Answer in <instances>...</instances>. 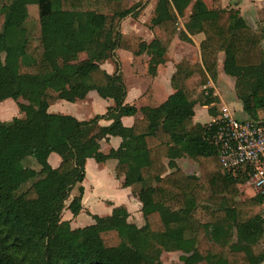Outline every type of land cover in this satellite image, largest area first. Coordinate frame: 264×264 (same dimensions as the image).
Listing matches in <instances>:
<instances>
[{
	"label": "trees",
	"instance_id": "obj_1",
	"mask_svg": "<svg viewBox=\"0 0 264 264\" xmlns=\"http://www.w3.org/2000/svg\"><path fill=\"white\" fill-rule=\"evenodd\" d=\"M141 8L135 0H0V103L21 98L33 108L0 121V264H163L164 252L182 253V264L264 262V219L250 212L264 210L263 199L237 200L250 177L223 169L212 129L193 122L194 107L213 102L199 89L216 82L218 56L227 50L232 65L224 72L234 80L243 112L264 122V8L255 31L219 0L211 7L203 0H156L149 44L120 30ZM45 17L50 46L43 40ZM200 34V62L183 59L175 66L173 94L157 114L123 126L121 119L137 110L125 104L119 70L109 74L101 65L118 50L140 55L157 46L166 53L175 39L192 44L190 37ZM82 54L86 60L79 62ZM164 62V55H151L148 74L155 76ZM91 91L113 102L104 115L77 121L48 113L58 100L75 103ZM101 120L111 124L100 127ZM107 137H119V148L94 160H115L123 188L137 197L148 192L144 225L128 222L125 209L116 207L109 216H92V225L71 229L63 211L81 212L86 159ZM53 153L61 159L55 169L47 162ZM183 158L197 165L198 176L177 167ZM27 167L31 183L22 189L24 181L12 179ZM74 188L78 195L66 207Z\"/></svg>",
	"mask_w": 264,
	"mask_h": 264
},
{
	"label": "crops",
	"instance_id": "obj_2",
	"mask_svg": "<svg viewBox=\"0 0 264 264\" xmlns=\"http://www.w3.org/2000/svg\"><path fill=\"white\" fill-rule=\"evenodd\" d=\"M135 3L142 4L141 11H146V9L148 10V8H151L148 21L139 20V15H129L121 22V33L128 36L139 37L143 42L149 44L154 38V33L149 29V22L154 13L156 0H135ZM220 4L224 9L239 11L240 16L246 21L247 25L252 28L253 24H250V22L247 21V13H253V10L255 13H257L259 10L264 8V4L261 3V5L258 1L257 5L256 3H253V0H220ZM186 13L188 15L189 11L187 10ZM180 28H183L182 21ZM43 36L45 45L50 46L54 44V39L51 36L45 38L44 33ZM190 38L192 40V44H187L175 39L170 49L166 53H164L162 49L157 46L147 47L140 55H134L125 51L118 50L115 52V59L111 60L113 62L107 61L101 65V68L109 74L114 73L116 69L119 70L120 74L122 75L123 84L127 92L125 104L133 106L137 110L135 116L123 117L121 119L123 126L131 127L133 121L135 119H141L143 115H146L149 119H152L157 114L159 106L163 102H165L171 94H173V90L170 87V78L175 72V66L181 60L187 59L190 61L200 62L199 43L201 42L203 36L200 34ZM262 47L264 48V39L262 40ZM121 53H125L127 55L124 57L126 58L125 66L124 62L121 60ZM83 55L84 54L79 57V62H84L86 60L84 59ZM151 55H164L165 57V62L157 67L155 76H150L148 74L147 62ZM231 65L232 58L228 50L224 53L219 54L218 76L216 82L213 83L212 81H209L206 86H203L199 89V91L201 92L210 93L213 102L208 106L196 105L194 107V123L200 125H208L221 114L222 109H226L228 113L237 120H249L246 113H244L242 110V105V112H238L230 104H228L230 100H232L231 95L237 100L234 93V80L231 77L227 76L224 72L225 69L230 67ZM125 67H127V69L129 70L128 71L126 69V75L123 71ZM96 96H98V94L95 91H91L87 94L84 100L71 103L74 105L72 114H65L63 110H58L57 112L51 111L56 107L65 106L62 105L63 103L61 102L64 100H58L53 106L48 109V113L70 116L77 121H89L95 116L104 115L108 107H111L113 105V102L110 99H103L104 101H101ZM56 104L60 106H56ZM93 104L95 105V108L92 112L91 107ZM89 107L91 109L90 113L88 111ZM197 107H201L206 115L209 116L208 122L201 124L200 122L195 120V117L197 116ZM14 111L17 113L16 109ZM22 116H15L13 118H20ZM259 116L261 120H264V110H261L259 112ZM10 120H1L0 118V121L2 122H7ZM110 124L111 121L106 120H101L98 123L100 127H107ZM120 144L121 139L119 137H107L106 139H101L99 141V147L94 153L108 154L110 150H117ZM94 153H91L85 162V180L82 184L84 192L81 199L82 210L77 216H73L71 212L66 208L63 211L62 220L67 221L71 229L83 228L85 226L94 224L92 216H109L114 208L122 207L128 214V222L135 224L137 227H142L144 225V220L141 214L142 200L147 197L148 192H144L140 197H137L132 188H123V179H117L115 177L114 168L117 162L115 160H107L103 164H98L94 160ZM47 162L51 166V168L55 169L59 166L61 159L59 156L53 153L48 157ZM163 162L164 164H167L168 160L165 159L163 160ZM175 162L177 167L182 170L184 174L189 176H198V173H185V170L181 168L186 167V165L184 164L191 161L183 158L178 159ZM194 164L195 163H193V165ZM77 195V188H74L71 191V194L66 202V207L74 198L77 197ZM240 196L241 192L237 197V200L239 201L241 200ZM254 196L255 192L253 190V197ZM257 208H261L262 213H256L254 210ZM252 215H259L264 219L263 208H253ZM261 264H264V262H262Z\"/></svg>",
	"mask_w": 264,
	"mask_h": 264
},
{
	"label": "built area",
	"instance_id": "obj_3",
	"mask_svg": "<svg viewBox=\"0 0 264 264\" xmlns=\"http://www.w3.org/2000/svg\"><path fill=\"white\" fill-rule=\"evenodd\" d=\"M208 126L223 169L233 175H248L255 195L264 201V122L237 120L222 109Z\"/></svg>",
	"mask_w": 264,
	"mask_h": 264
},
{
	"label": "rangeland",
	"instance_id": "obj_4",
	"mask_svg": "<svg viewBox=\"0 0 264 264\" xmlns=\"http://www.w3.org/2000/svg\"><path fill=\"white\" fill-rule=\"evenodd\" d=\"M203 1L207 5V7H211L213 0H203ZM258 1L260 4L261 3L264 4V0H253V3L257 4ZM219 2H220V0H219ZM150 11H151V8H148V10L146 9V11L140 10L139 14H138L139 15L138 19L142 20V21L143 20L148 21V18L150 16V13H149ZM151 16H152V12H151ZM246 16H247V21L250 22V24H253L252 25L253 28L252 27L251 28L255 31L256 30L259 31L262 26L258 22V20H259L258 12L255 13L253 10V13L248 12ZM47 21L50 22L49 17H45V18L41 19V25H42L43 33L45 34V38H47L50 35V32L52 33L51 26L46 24ZM178 27L179 28L181 27V21L179 22ZM52 35H53V33H52ZM125 56H127L125 53H123V54L121 53V60L124 62V66L126 65V62H125L126 58H124ZM83 57H84V59H86L85 55H83ZM111 62H113V61H111ZM126 69H127V67H125L123 69L124 74L128 70V69L127 70ZM96 97L98 99H100L101 101L103 100V99L99 98L98 96H96ZM231 98H232V100H230V102L228 104H230L236 111L242 112L240 102L237 101L232 95H231ZM61 102L63 103L62 105H65V106L57 105L59 103L58 102L56 104V106H60V107L55 106L56 108L51 110V111L57 112L58 110H63V112L65 114H72V112L74 110V108H73L74 105L71 103L65 102V101H61ZM94 108H95V105L93 104L91 107L92 112H93ZM15 109L17 110V113L14 111ZM91 109L89 107V109H88L89 113L91 112ZM29 110H33V108L26 101L22 100L21 98L17 99V100L7 99V100L3 101L2 103H0V118H1V120H10L11 118H13L15 116L24 115V113L26 111H29ZM11 111H12V113H11ZM196 112H197V116L195 117L196 121L200 122L201 124L208 122L209 116L206 115V113L204 112V110H202L201 107H197ZM91 153H92V151L90 152V154ZM94 155H97V154L94 153ZM184 165H186V167H181V168L183 170H185V173H188V174L198 173L196 165L195 164L193 165L192 162H186ZM29 178H30V168L27 167L26 171L22 175L12 179V182L14 183V182L24 181V184L22 185V189H25L31 183ZM240 191H241V196H240L241 200H247L253 196V189L249 183L242 186L240 188ZM254 211L256 213H262L261 208H257ZM250 212H251V214H253V209ZM182 256H184V255L182 253H179V252H164L161 255V261L163 264H182V261H181Z\"/></svg>",
	"mask_w": 264,
	"mask_h": 264
}]
</instances>
